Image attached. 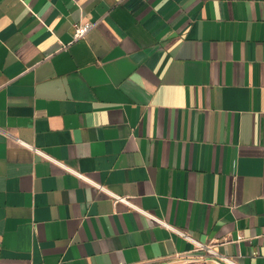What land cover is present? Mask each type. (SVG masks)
<instances>
[{"label": "crops", "instance_id": "crops-1", "mask_svg": "<svg viewBox=\"0 0 264 264\" xmlns=\"http://www.w3.org/2000/svg\"><path fill=\"white\" fill-rule=\"evenodd\" d=\"M190 258L264 264V0H0V264Z\"/></svg>", "mask_w": 264, "mask_h": 264}, {"label": "built area", "instance_id": "built-area-1", "mask_svg": "<svg viewBox=\"0 0 264 264\" xmlns=\"http://www.w3.org/2000/svg\"><path fill=\"white\" fill-rule=\"evenodd\" d=\"M94 24L90 21H80L77 22L74 27H75V32H74V40L83 38L87 32L92 28ZM124 200L121 196H116V200Z\"/></svg>", "mask_w": 264, "mask_h": 264}, {"label": "rangeland", "instance_id": "rangeland-1", "mask_svg": "<svg viewBox=\"0 0 264 264\" xmlns=\"http://www.w3.org/2000/svg\"><path fill=\"white\" fill-rule=\"evenodd\" d=\"M158 264H218V263L217 262L215 263L214 261L208 259L190 258V259L169 260Z\"/></svg>", "mask_w": 264, "mask_h": 264}]
</instances>
